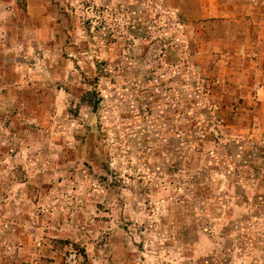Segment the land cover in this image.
<instances>
[{"label": "rangeland", "instance_id": "1", "mask_svg": "<svg viewBox=\"0 0 264 264\" xmlns=\"http://www.w3.org/2000/svg\"><path fill=\"white\" fill-rule=\"evenodd\" d=\"M0 264H264V0H0Z\"/></svg>", "mask_w": 264, "mask_h": 264}, {"label": "crops", "instance_id": "2", "mask_svg": "<svg viewBox=\"0 0 264 264\" xmlns=\"http://www.w3.org/2000/svg\"><path fill=\"white\" fill-rule=\"evenodd\" d=\"M203 131L204 130L201 128H199V130H198V126H196V128H194V130L181 131V133H180L181 135H179V137L181 136L180 137L181 141H179V143H178L179 148H177L178 146L177 147L173 146L172 151L173 152H176V151L179 152L180 153L179 157H181L183 155L184 149H186L187 147H191L193 143H195V142L198 143L201 138L206 137V134ZM170 164H171L170 165V171H172L175 174L180 171L179 164H178V162H176V160H174V161L172 160V162Z\"/></svg>", "mask_w": 264, "mask_h": 264}]
</instances>
